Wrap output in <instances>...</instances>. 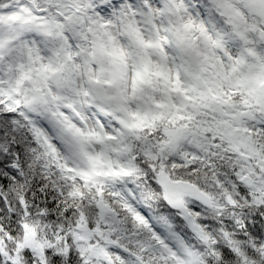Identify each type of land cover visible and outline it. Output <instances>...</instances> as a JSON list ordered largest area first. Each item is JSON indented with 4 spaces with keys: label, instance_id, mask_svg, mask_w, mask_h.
<instances>
[{
    "label": "snow or ice",
    "instance_id": "6c2138e0",
    "mask_svg": "<svg viewBox=\"0 0 264 264\" xmlns=\"http://www.w3.org/2000/svg\"><path fill=\"white\" fill-rule=\"evenodd\" d=\"M0 264H264V0H0Z\"/></svg>",
    "mask_w": 264,
    "mask_h": 264
}]
</instances>
